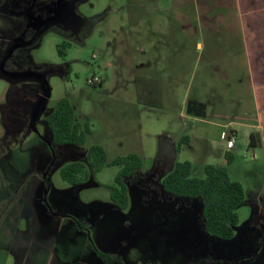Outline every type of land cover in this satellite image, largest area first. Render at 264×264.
<instances>
[{
    "label": "rangeland",
    "instance_id": "1",
    "mask_svg": "<svg viewBox=\"0 0 264 264\" xmlns=\"http://www.w3.org/2000/svg\"><path fill=\"white\" fill-rule=\"evenodd\" d=\"M199 1L0 0V75L36 73L47 89L37 107L40 82L0 77V213L7 193L12 204L0 264H45L56 238L81 242L86 258L98 250L132 264H264V147H247L257 129L240 125L257 114L264 137V36L258 24L237 22L233 7L206 14ZM91 76L99 81L87 83ZM62 97L89 127L81 145L51 143L45 115ZM187 100L204 103L203 118L185 114ZM229 128L226 169L243 199L224 241L203 233L198 199H175L160 182L177 161H189L196 178L224 164L219 132ZM91 145L106 162L141 158L125 179L123 210L107 188L117 166L92 175L86 164L76 186L59 177L63 165L86 163ZM74 220L87 232L77 234Z\"/></svg>",
    "mask_w": 264,
    "mask_h": 264
},
{
    "label": "trees",
    "instance_id": "2",
    "mask_svg": "<svg viewBox=\"0 0 264 264\" xmlns=\"http://www.w3.org/2000/svg\"><path fill=\"white\" fill-rule=\"evenodd\" d=\"M64 44H60L63 46ZM58 54H61L59 48ZM11 81H36L29 74L0 75ZM45 88V85H44ZM44 93H46L44 91ZM41 99L38 106H42ZM156 103V102H155ZM185 114L203 118L205 105L196 100H187L184 104ZM45 124L50 132V140L55 145H81L85 135L89 133L86 124H80L74 117L73 107L66 97L60 98L55 107L45 115ZM262 143L257 132L248 134L247 147H255ZM224 164H207L203 167L204 178L190 177V163L187 160L177 161L172 169L164 175L160 182L163 191L175 197L198 199L202 217L203 233L220 240H228L232 236V227L237 223L236 207L242 202L243 189L236 180L228 176L226 164L232 159L229 152L223 154ZM86 163L74 161L60 167L61 180L76 186L88 177L86 164L95 175L104 166H117L118 170L112 179V184L107 186L109 198L118 210L126 206L125 179L141 167V158L135 153L113 158L106 162L105 152L99 145H91L85 155ZM260 208L264 213V188L260 196ZM77 231H86L85 226L78 220L73 221ZM102 264H117L118 260L106 253L95 250Z\"/></svg>",
    "mask_w": 264,
    "mask_h": 264
},
{
    "label": "crops",
    "instance_id": "3",
    "mask_svg": "<svg viewBox=\"0 0 264 264\" xmlns=\"http://www.w3.org/2000/svg\"><path fill=\"white\" fill-rule=\"evenodd\" d=\"M199 2L204 6L203 12H205L206 14H210L211 12H213L214 8H218L216 9L218 14L220 13L221 15L228 14L233 7L236 18H237V22H240V21L242 22L243 20V23L246 22V23L258 24L257 27L259 28V30L262 32L264 36V0H237V2L231 1V0H201ZM240 7H242L243 9H240ZM206 8H212V9H206ZM220 9H222L221 12H220ZM256 30L258 29L254 27L251 31H256ZM255 117H256L255 123H249V124L238 123V124L246 126L248 130L257 129V131H249L248 133L257 132L258 135H260L259 133L261 132L262 127H261V124L259 123V115L256 114ZM228 130L233 131L234 135L236 134L234 129L229 128ZM259 138L261 142L264 141V137H259ZM231 149L232 148L228 150L223 149V154L225 152H230ZM173 201H177V200L173 198ZM177 205L179 206V208H181L183 204L180 205V201H179V204ZM6 209L4 213L2 212L3 215L2 213H0V240H4V242H7L10 240L11 229H12V226L9 223H5V224L3 223L4 226H1L2 225L1 221H5V218L9 217L10 215L9 212L11 209V205L9 204L8 208ZM10 218L11 216L9 217V219ZM63 221L64 220H61V223ZM66 227L73 229L72 226H66ZM77 234L80 235L81 232H77ZM78 244L79 246L75 247L76 240L74 239H71L70 241L67 239L56 238L54 241H52L51 249L48 248L49 249L48 256L46 257L45 264H101V262L97 259H93L92 257L86 258L84 255L82 256L84 245L81 244V242H79ZM109 254H112V253H109ZM122 264H132V263L123 261Z\"/></svg>",
    "mask_w": 264,
    "mask_h": 264
},
{
    "label": "flooded vegetation",
    "instance_id": "4",
    "mask_svg": "<svg viewBox=\"0 0 264 264\" xmlns=\"http://www.w3.org/2000/svg\"><path fill=\"white\" fill-rule=\"evenodd\" d=\"M27 74H29V75H31L32 77H34V78H36L37 79V81L38 82H40L41 83V86H42V90H40L39 92H40V95H39V97H38V103L40 102V100L41 99H44V102H45V93H44V91L45 92H47V89H46V86H45V88H44V85H45V82H44V79L40 76V75H38V74H33V73H29V72H27ZM44 96V97H43ZM38 103H37V107H39L38 106ZM44 104V103H43ZM7 196H8V198H5L7 201H8V204H10L11 205V207H12V204H11V202H10V199H11V194H8L7 193ZM174 198L176 199H178V197H175L174 196ZM181 201V200H180ZM52 212V210H50V212L49 213H51ZM200 214H201V212H200ZM75 227V226H74ZM86 228V227H85ZM76 229V228H75ZM202 229H203V225H202ZM77 231V230H76ZM80 232V231H79ZM87 232V231H86ZM94 252H95V250H94ZM107 254V253H106ZM95 255H96V253H95ZM109 255V254H108ZM110 256V255H109ZM96 257H97V259L101 262V260H100V258L96 255ZM111 257H114V258H116L117 260H118V263L117 264H122L123 263V261L121 260V259H119V257L118 256H115V255H111ZM204 259H206L207 260V262H211L213 259H211V258H209V257H206V258H204ZM207 262H204V261H201V262H196V263H193V264H206ZM215 262V261H214ZM214 262L212 263V264H214ZM218 263H220V260L218 261ZM101 264H102V262H101ZM149 264V263H148ZM210 264V263H209Z\"/></svg>",
    "mask_w": 264,
    "mask_h": 264
},
{
    "label": "built area",
    "instance_id": "5",
    "mask_svg": "<svg viewBox=\"0 0 264 264\" xmlns=\"http://www.w3.org/2000/svg\"><path fill=\"white\" fill-rule=\"evenodd\" d=\"M99 81L98 77L91 76L87 79V83L94 84ZM219 139L225 142V149L228 150L234 146V132L229 130H221L219 132Z\"/></svg>",
    "mask_w": 264,
    "mask_h": 264
},
{
    "label": "water",
    "instance_id": "6",
    "mask_svg": "<svg viewBox=\"0 0 264 264\" xmlns=\"http://www.w3.org/2000/svg\"><path fill=\"white\" fill-rule=\"evenodd\" d=\"M6 74H10V75H20V74H27V73H8V72H6Z\"/></svg>",
    "mask_w": 264,
    "mask_h": 264
}]
</instances>
